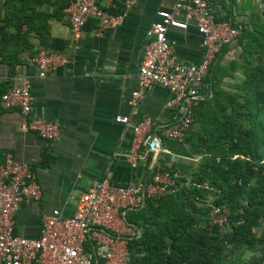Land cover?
<instances>
[{
    "label": "crops",
    "instance_id": "crops-1",
    "mask_svg": "<svg viewBox=\"0 0 264 264\" xmlns=\"http://www.w3.org/2000/svg\"><path fill=\"white\" fill-rule=\"evenodd\" d=\"M4 1L0 0V26ZM174 1L138 0L125 11L122 0H101L100 7L111 14L126 12L122 25L97 36L94 23L88 21L80 40L74 42L62 12L64 0H34L29 30L25 32L22 25L16 37L7 35L0 44V95L13 77L26 78L31 115L59 126L58 139L49 144L34 133L21 130L23 118L17 110L0 108V163L9 152L15 162L25 164L33 172L40 187L38 200L21 204L15 214L16 235L36 239L42 217L53 210L70 217L78 197L94 181L126 186L147 179L154 165L177 174L172 166L179 157L181 141L160 138V153L153 167L147 154L132 170L126 161L131 134L114 122L116 116L129 115L128 101L136 89L137 69L148 40L146 31L157 22L155 13L169 9ZM210 8L217 20L230 19L252 37L263 39L264 0H212ZM166 35L176 43L178 61L195 65L202 60L200 37L192 27L185 31L169 29ZM40 47L67 59L43 79L36 77L30 62ZM239 47L235 43L225 48L211 68L222 71L225 60L234 61L236 50L241 53ZM170 99L167 91L155 87L143 93L138 116L152 121V131L175 121L176 111L166 107ZM135 120L137 117H131V121Z\"/></svg>",
    "mask_w": 264,
    "mask_h": 264
},
{
    "label": "built area",
    "instance_id": "built-area-1",
    "mask_svg": "<svg viewBox=\"0 0 264 264\" xmlns=\"http://www.w3.org/2000/svg\"><path fill=\"white\" fill-rule=\"evenodd\" d=\"M101 0H69L63 9L71 40H80L83 27L94 23V33L102 36L120 27L138 0H122L124 12L111 14L99 5ZM212 0H175L169 9L155 13L157 22L146 31L148 40L136 74V89L130 93L129 115L116 116L114 122L131 134L126 155L130 169L149 154L154 165L160 153V138L181 141L193 122V111L202 100L203 80L223 49L233 46L241 29L230 19L217 20L210 8ZM192 27L200 37L202 60L195 65L184 64L175 56L176 43L168 39L169 29L185 31ZM36 77L43 79L57 66L67 63L65 56L38 48L30 60ZM167 91L166 104L176 111V119L152 131V121L138 116L143 93L151 88ZM0 108L17 110L23 118L21 130L37 135L52 144L58 139L59 126L43 117L32 116L30 85L24 77H13L0 95ZM131 117L137 120L131 121ZM179 176L155 167L149 178L126 186H111L94 181L78 197L73 214L62 216L57 210L42 217L39 235L26 239L14 233V217L21 204L38 200L40 187L33 172L23 163L15 162L6 152L0 163V264H127L126 239L137 235L125 221V214L140 209L146 199H159L172 194ZM194 185H190L192 187ZM200 189L199 186H195ZM199 203L198 197L191 198ZM207 227L228 224L218 208L210 206L206 213Z\"/></svg>",
    "mask_w": 264,
    "mask_h": 264
},
{
    "label": "trees",
    "instance_id": "trees-1",
    "mask_svg": "<svg viewBox=\"0 0 264 264\" xmlns=\"http://www.w3.org/2000/svg\"><path fill=\"white\" fill-rule=\"evenodd\" d=\"M33 1H4L0 44L7 35L16 37L22 25L25 32L29 30ZM68 1L64 0L62 9ZM240 29L236 41L240 56H264V37L259 40ZM243 61L248 64L240 71L238 93L234 96L216 94L223 77L219 69L210 68L203 80L206 88L194 108L191 125L198 122L199 129L191 131L190 127L183 137L190 150L204 152L191 181L178 178L176 186L181 188L176 195L146 199L140 209L125 214L126 223L139 231L126 239L127 264H220L226 246L250 250L264 245V67L259 62L251 65L249 60ZM216 95L227 96L226 103L213 101ZM210 102L219 107L228 105L230 113L206 116L202 107ZM195 186L213 187L215 197L209 205L191 199L202 200L205 195ZM210 206L227 217L229 229L222 235L219 227H207ZM259 225L263 228L257 237L252 229ZM261 262L264 263V254L251 264Z\"/></svg>",
    "mask_w": 264,
    "mask_h": 264
},
{
    "label": "rangeland",
    "instance_id": "rangeland-1",
    "mask_svg": "<svg viewBox=\"0 0 264 264\" xmlns=\"http://www.w3.org/2000/svg\"><path fill=\"white\" fill-rule=\"evenodd\" d=\"M236 58L234 61L230 60H225L226 64L223 67L224 70H222L221 75L223 74L222 79H220L219 83L217 84L218 86L216 87V90L218 91L216 94L220 93H226L228 96L229 95H235L238 93V86L241 80V73L240 71L242 70L243 67H245L248 63H244L243 60H249L251 65H256L258 62L259 65H262L264 67V56L259 57L257 55H249L245 56L238 54V50H236ZM245 58V59H244ZM229 63H234L233 68L230 66L227 67V64ZM249 63V64H250ZM226 98L227 96H223L222 98H219L217 95L214 98L213 101H222L223 104L226 103ZM204 109V113L206 116H213V115H221L222 113H230L229 111V106L228 105H223L221 107L218 106V103L210 102L209 104H206L205 106L202 107ZM233 108V107H232ZM199 129V123L196 122L193 124L191 127V131L193 130H198ZM194 142V139H192ZM179 146V157L176 158V164L175 166H172L174 171L177 172V175L180 178H184L186 180V183L191 181V177L197 172L198 166L202 162L204 156H203V149L201 152H194L190 150L188 144L184 141L182 138ZM174 165V164H173ZM189 186L191 184H188ZM187 186V187H189ZM178 188L172 193L173 195H176ZM200 190L205 194L204 198L200 200L199 203H202L203 205H209L214 199L213 195V187L209 188L207 186H202L200 187ZM207 191V192H206ZM263 226L259 225L257 227H254L252 229L253 233L255 236H259L261 229ZM228 226L224 225L219 227V233L220 235L224 234L225 232L228 231ZM261 254H264V245H259L256 246L253 249L246 250L243 248H232L229 246L225 247V250L223 251L221 255V263L220 264H251V262L258 258ZM260 264H264L261 262Z\"/></svg>",
    "mask_w": 264,
    "mask_h": 264
}]
</instances>
